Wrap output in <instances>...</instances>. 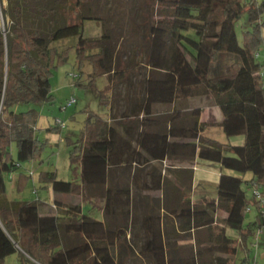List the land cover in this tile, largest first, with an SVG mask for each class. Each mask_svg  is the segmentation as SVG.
<instances>
[{
  "label": "trees",
  "instance_id": "obj_1",
  "mask_svg": "<svg viewBox=\"0 0 264 264\" xmlns=\"http://www.w3.org/2000/svg\"><path fill=\"white\" fill-rule=\"evenodd\" d=\"M91 1L0 0V264L14 253L19 264H94V254L100 255L105 264H113L107 257L114 253L107 245L106 225L82 212L79 204L67 205L66 220L60 224L54 214L41 213L35 201L3 197L4 172L34 159L41 147L34 135L37 110H18L16 105L51 99L50 66L55 57L60 62L66 55L64 50L57 53L51 44L77 36L78 58H87L93 67L89 85L93 76L109 75L112 71V58L103 38L82 36L81 7ZM159 1L164 12L149 28L150 47L145 61L156 73L152 78L157 79V86L167 90L168 97L160 99L156 86L153 101L164 103L173 94L176 106L181 99L210 96L222 114V119L212 125L220 127L226 136L244 135V142L222 143L203 135L205 124L198 121L200 108L194 109L193 120L188 124L176 123L180 115L178 107L174 108L168 126L151 123L148 116L152 100L147 95L124 114L126 119L145 114L139 125L122 126L127 135L135 137L146 155L120 136L116 126L89 112L81 136L69 150L70 163L80 164V183L57 179L54 171H43L40 177L50 182L55 193L81 194L85 200L87 187L104 185L113 168L133 162L143 164L148 156L157 161L168 157L192 161L197 157L218 163L216 196L198 205L182 194L179 207L172 212L180 234L204 230L205 242L194 237L195 243L199 240L194 249L181 254L175 248L173 228L163 226L159 217L147 215L141 222L146 240L139 254L149 264H229V259L230 264H236L238 247L247 249L248 238L254 239L257 229L264 226L258 202L246 194L253 183L264 184V76L261 75L264 62L262 57L255 56L262 40L263 23L259 18L264 12V0H250L246 7L243 0ZM244 11L250 29L244 31V42L239 45L235 23ZM204 36L211 40L204 42ZM115 73L119 80L130 83L129 73L121 63ZM107 89L98 92L99 104L106 103ZM13 142L15 157L10 153ZM246 172L252 178L245 180L241 176ZM163 183L160 172L153 169L149 187L161 190ZM187 186L192 188L191 184ZM120 192L125 195L121 204L128 210V186L120 189L108 186L105 213L114 207ZM247 207H253L256 215L244 224ZM218 211L223 213L222 224L217 222ZM117 227L119 243L126 226ZM226 228L237 237L230 238ZM246 260L244 257L239 264H245Z\"/></svg>",
  "mask_w": 264,
  "mask_h": 264
},
{
  "label": "rangeland",
  "instance_id": "obj_2",
  "mask_svg": "<svg viewBox=\"0 0 264 264\" xmlns=\"http://www.w3.org/2000/svg\"><path fill=\"white\" fill-rule=\"evenodd\" d=\"M249 1H242L245 7ZM256 1L260 2L262 0ZM163 6L159 0H93L81 7L80 12L83 16L81 22L82 36L103 38V44L112 58V71L109 75L93 76V83L89 85L92 78L89 74L93 71V67L87 58H78L76 54L77 36L63 38L51 44L55 47L57 53H61L63 50L66 51L64 61L59 62L58 58L55 57L53 64L50 66L51 99L43 103L16 105L18 110L28 108L37 110L34 135L40 140L41 147L34 159L22 161L15 169L4 172V198L35 201L41 212L42 208L49 207L55 202V197L60 198L62 194L57 195L52 190L50 182L40 177V173L54 171L57 179L73 180L80 183V164L78 161L70 163L69 150L73 148L75 142L81 136L87 114L89 112L98 114L107 119L108 124L116 127H119L124 121L139 125L140 117H137V114L130 116L128 119L124 114H128L132 110L131 108L142 102V98L147 95L152 100L153 122L161 123L163 126L167 125L171 114L174 113V108L181 107L183 110H180L178 118L188 124L194 117L193 108L201 106L203 111L198 119L206 125H211L204 131L205 135L222 143L242 144L244 142V135L226 136L220 127L212 125L219 117H222V114L219 108L215 107L210 96L181 99L177 101L176 106L173 103V94H170L169 99L164 103L153 101V94L156 96V86L159 83H157V79L152 78L156 73H153L146 64L145 57L150 47L149 28L156 23V20L164 12ZM259 20L263 23L260 26L262 40L258 48L261 55L264 52V12ZM0 25L2 26L1 16ZM248 29H250L248 16L247 12L244 11L235 23V33L239 45L243 44V34ZM208 33L205 32V34ZM209 40H211L210 37L204 36V42ZM120 63L129 73L130 83L116 77L115 71ZM162 85L170 87L169 84ZM104 87H108L105 97L106 103L99 104L98 92ZM157 87L158 97L165 100L168 97V91L164 90L161 85ZM70 97H74L76 101L62 109V106ZM57 118L64 121L65 125L63 127L56 128L55 119ZM10 153L15 157L16 145L14 142L10 146ZM178 162L180 161L168 158L163 162L153 161L142 166L131 164L123 167L122 170H111L110 175H112L115 182L119 181L120 184L125 183L129 186L133 201H131V210L128 216L119 214L108 217L107 221L114 225H128L132 229L137 228L139 231L141 219L145 214L148 212L159 215L165 213L162 212V206L166 210L169 196L173 194L172 183L169 184L167 177L169 174H173V170H175L171 168V164ZM193 165L192 191L195 194L201 191L203 194L214 198L216 196L215 185L220 173L219 164L196 157ZM153 169L165 177L161 190L149 187L148 176L150 177ZM244 174L246 180L251 173L246 172ZM141 180L145 181L144 184L141 183ZM108 185L113 186L110 181H108ZM185 187L188 188L187 185ZM104 188L105 186L91 188L94 197L93 205L99 210L103 206L102 194ZM86 193L87 190L84 191L87 197ZM246 194L247 197L252 196L251 187L247 188ZM63 195L66 196L67 194L63 193ZM76 196L80 199L83 212L90 211L94 217L100 215L97 209L83 201L81 194ZM197 196H201V194L199 193ZM222 215L223 213L218 211L217 222L221 224ZM252 219L253 216L245 212L244 224L250 220L252 221ZM226 234L233 239L237 237L235 234ZM140 236L138 234L135 237H138L139 240ZM178 236L183 239V242H180L182 248H179L181 254H187L194 249L199 241L195 243L194 237L200 238L201 243L206 240L204 230L196 233L178 234ZM253 241V237L248 238L246 242L247 249L245 250L238 247L234 258L236 264H239L244 257L245 260L247 259L245 264L247 261H249V264H264V233L259 234L257 238V248L251 244ZM139 251V246L133 243L132 239H128V241L124 239V242L118 244L116 248L117 264H149L139 254ZM247 253H249L248 256H246ZM219 254L221 256L225 255L223 253ZM230 262H232V259H229V264ZM1 264H19L17 253L7 256Z\"/></svg>",
  "mask_w": 264,
  "mask_h": 264
},
{
  "label": "crops",
  "instance_id": "obj_3",
  "mask_svg": "<svg viewBox=\"0 0 264 264\" xmlns=\"http://www.w3.org/2000/svg\"><path fill=\"white\" fill-rule=\"evenodd\" d=\"M215 107L217 108L218 106L215 105ZM195 108H200V114H199V117H200L201 112L203 111L202 107L201 106H196V107L193 108V110ZM177 109H178V112H180V110L181 111L183 110L181 107L180 108L178 107ZM142 116H143V113L139 114L137 117H140V119H141ZM148 117H149L148 121L153 123V108H151V113L149 114ZM221 119H222V117L221 118L219 117V119L217 121H215L214 123L219 122ZM105 120L107 121V119H105ZM198 121L201 122V123H204V122L200 121V119H198ZM168 123H169V121H168ZM168 123H167V126L169 125ZM176 123L179 124V125L187 124V122L182 121V119H180V118H178L176 120ZM123 124L124 125L125 124L126 125H132L134 127H137L138 124H133L131 122L124 121V123L122 122V124L119 127H116V129H117L118 133L120 134V136H122L126 140H129L130 143L133 145V147H135V149L137 151H140L142 154L146 155L145 152L143 150H141L139 148L138 144L135 142V137L132 136V135L131 136L127 135L123 131V129H122ZM210 126L211 125H206L205 124V129L202 132L203 135H205L204 131L206 130V128L210 127ZM150 128L153 130V124H151ZM206 136H208V135H206ZM227 143L240 144V143H234V142H227ZM168 158H171V157H168ZM168 158H166V159H168ZM166 159H164L162 161H158V162H163ZM173 159L174 160H178L180 162L171 164V168L175 169V170H173V174L171 173V174L168 175L169 178L167 177V179H168L167 181H169V184L172 183V188H173L172 193L173 194L171 196H169V194L166 196L167 198L169 196L168 207H166V210L162 206V212H165L166 214L165 213H161V215H159V214H154V213L148 212L147 214H145L143 216V218L146 217L147 215H149V216L153 215L154 217H159V219L162 222L161 224L163 226H165L166 228H168V229L173 228V231L172 230H170V231H172V238L175 239V248L178 250V248H182L180 242H183V239H181V237L178 236V234H180L181 232L177 230V226H176L175 220L172 217V212H173V210H175V209H177L179 207L180 198H181L182 194H184L185 196L189 197L190 198V202L192 204L196 203L198 205H204L205 202L208 199H211L212 197H209L208 195L203 194L201 191H198V193L195 194V192H193L191 188H186L185 187L186 184L187 185L191 184L190 187H192L193 172H194V168H193L194 165L193 164H194L195 160L182 161L181 159H179L177 157L171 158V160H173ZM153 161H157V160H153L150 156H148L147 157V161L144 162L143 164H137V163L133 162L132 165L133 166H142V165H144L146 163L148 164L149 162H153ZM127 166H129V165H127ZM127 166H118L117 168H113V169L114 170H118V169L122 170L123 167H127ZM152 174H153V172L150 174V177L148 176V181H150V183H151V179H152ZM241 176L244 178L245 174H242ZM162 177H163V179L165 178L164 176H162ZM250 178H252L251 174H250V176L247 179H250ZM108 181H110L111 184H113V187H115V188H119L120 189V188L128 186L125 183L124 184H120L119 181L115 182L113 180L112 175H109L106 183L101 186V187L105 186V188H104V191H103V194H102L103 206H102V209H100V210L93 205L92 201H93L94 197H93V195L91 193V188H94V187L100 186V185L88 186L87 189H86L87 190V193H86L87 197H85L86 199L83 200V201L85 203H89L93 208L97 209L99 211L100 215L98 217H94L93 215H91L90 211L89 212H84V213L88 214L93 219L102 221L106 225V227H107V236H108L107 237V245H108V247L113 249V253H114L113 256H111L109 254V255H107V257L111 258V262L113 264H117L116 248H117L118 244L123 243L124 239H127V241H128V239H132V242L135 243L136 245H138L139 248H140L145 243L146 236H145L144 229L141 227L142 226L141 223H140V230L141 231L140 230L138 231L137 228L132 229L131 226L124 225V226H126L125 229H124L125 236H122V240L119 243L117 242L116 231L118 230L117 226H119V225L111 224V222L107 221V218L108 217H114V216H117L119 214H121L122 216L123 215L124 216L125 215L128 216V213L131 210L130 208H131V201H133V195L131 194V190H130V188L128 186L129 191H130V194H129V196H130V198H129L130 205L128 207V210H127L126 207L122 206V204H121V202L124 199L125 195L122 194V192H120L118 197H117V201H116L114 207L112 209H110L107 213H105V209H104L105 208V201H106L105 200V190H106V188L108 186H112V185H108ZM134 181L136 182V179ZM139 181H140V179H139ZM143 182H145V181L141 180L142 184H144ZM215 186H217V183H216ZM199 193L201 194V196H197V194H199ZM56 194L57 195H61L62 194V195H61L60 198H58V196L55 197V202H53L51 205H49V207L42 208V212L41 211L40 212L43 213V214H50V213L54 214L56 216L58 222L60 224H62L66 220V217H67V205L68 204H73V205L79 204L80 205L81 202H80L79 197L76 196V195L67 194L66 196H64L63 193H56ZM57 200L59 201L58 203H56ZM80 207H81V205H80ZM81 211H82V207H81ZM249 213L251 214V216H253V219H254V217L256 215V212L253 209V207H251V210H250ZM222 217H223V215H222ZM143 218L141 219V222H142ZM105 219H106L107 222L105 221ZM121 225L123 226V224H121ZM225 232L229 233V234H233V235L235 234V232L230 230L229 228H226ZM138 234L141 235L139 240H138V237H135ZM235 236H237V235L235 234ZM137 255L139 256V254H137ZM101 260H102V258L100 257V255L94 254V256H93V261L95 262L94 264H105V262L103 260L102 261Z\"/></svg>",
  "mask_w": 264,
  "mask_h": 264
},
{
  "label": "built area",
  "instance_id": "obj_4",
  "mask_svg": "<svg viewBox=\"0 0 264 264\" xmlns=\"http://www.w3.org/2000/svg\"><path fill=\"white\" fill-rule=\"evenodd\" d=\"M255 56H260L262 57V60L264 62V52L263 54L260 55V53L257 51L255 52ZM261 75L264 76V66L262 68L261 71ZM76 100L74 97H70L67 102L65 103L64 106H62V109H65L66 107L72 105V103H74ZM55 124L57 127H63L65 125L64 121L60 120V119H55ZM252 197L253 200L258 202V206H259V215L264 218V184L263 183H253L252 184ZM250 207L246 208V211H250ZM264 233V226L257 229L256 231V235L254 236V241L252 243L253 246H255V248H257L258 242H257V238L259 236V234ZM238 242H240V239L238 240ZM246 264H249V261H247Z\"/></svg>",
  "mask_w": 264,
  "mask_h": 264
}]
</instances>
